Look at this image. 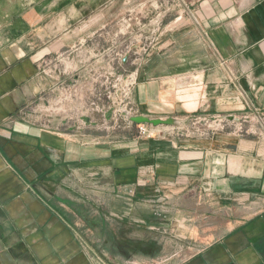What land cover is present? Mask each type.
<instances>
[{
  "label": "crops",
  "instance_id": "obj_1",
  "mask_svg": "<svg viewBox=\"0 0 264 264\" xmlns=\"http://www.w3.org/2000/svg\"><path fill=\"white\" fill-rule=\"evenodd\" d=\"M143 1L164 11L131 114L229 122L122 141L28 123L41 74L119 0H0V264H264V0Z\"/></svg>",
  "mask_w": 264,
  "mask_h": 264
},
{
  "label": "rangeland",
  "instance_id": "obj_2",
  "mask_svg": "<svg viewBox=\"0 0 264 264\" xmlns=\"http://www.w3.org/2000/svg\"><path fill=\"white\" fill-rule=\"evenodd\" d=\"M165 1L172 4V0ZM163 11L156 1L119 0L113 8L87 21L83 30L87 36L94 34L86 39L84 47L74 49L68 60L59 62L55 73L41 74L38 100L29 101L28 94V102L23 106L25 120L30 123L38 118V123L44 125L52 121L54 126L81 128L86 132L95 129V134L111 140L149 139L140 131V126L148 125L132 124L122 112L131 109V70L135 72L145 50L157 42ZM47 80H54V87L49 88ZM223 119V122H229L227 118ZM223 122L191 118L182 128H156L154 137L187 135L196 131L202 134L203 130L209 135L216 132L212 129L215 125ZM242 122L241 129L245 132L251 124Z\"/></svg>",
  "mask_w": 264,
  "mask_h": 264
},
{
  "label": "water",
  "instance_id": "obj_3",
  "mask_svg": "<svg viewBox=\"0 0 264 264\" xmlns=\"http://www.w3.org/2000/svg\"><path fill=\"white\" fill-rule=\"evenodd\" d=\"M127 121L135 125H148L153 128H158L161 126L167 127H180L184 125L185 122L176 118H167V119H151L144 115H132L128 110L122 112Z\"/></svg>",
  "mask_w": 264,
  "mask_h": 264
},
{
  "label": "built area",
  "instance_id": "obj_4",
  "mask_svg": "<svg viewBox=\"0 0 264 264\" xmlns=\"http://www.w3.org/2000/svg\"><path fill=\"white\" fill-rule=\"evenodd\" d=\"M130 112V111H129ZM131 113V112H130ZM259 122L261 123V125L264 127V118H263V116H261V117H259ZM183 126V125H182ZM182 126H180V127H168V128H172V129H178V128H182ZM159 128V127H158ZM157 128V129H158ZM156 130V128H153V127H151V126H140V131H141V133H142V135H144V136H148V137H150L151 138V136H152V138H155L154 136V131ZM164 136H166V135H163V136H161V137H164Z\"/></svg>",
  "mask_w": 264,
  "mask_h": 264
}]
</instances>
